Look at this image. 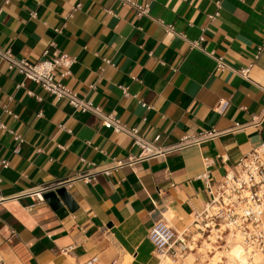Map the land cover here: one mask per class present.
Wrapping results in <instances>:
<instances>
[{
	"label": "crops",
	"instance_id": "obj_1",
	"mask_svg": "<svg viewBox=\"0 0 264 264\" xmlns=\"http://www.w3.org/2000/svg\"><path fill=\"white\" fill-rule=\"evenodd\" d=\"M131 1L147 14L121 0H0V48L32 61L70 55L57 78L157 145L220 134L78 179L140 149L0 57V264H158L153 223L192 229L193 206L211 198L203 174L216 183L264 142V118L250 124L264 108V0ZM67 179L72 209L62 214L40 191Z\"/></svg>",
	"mask_w": 264,
	"mask_h": 264
},
{
	"label": "built area",
	"instance_id": "obj_2",
	"mask_svg": "<svg viewBox=\"0 0 264 264\" xmlns=\"http://www.w3.org/2000/svg\"><path fill=\"white\" fill-rule=\"evenodd\" d=\"M121 1L131 2L135 6L137 15L148 12L146 6H141L134 1ZM79 6L80 4L77 5V7ZM218 15L219 11L214 13V16ZM197 44L199 41L194 42V45ZM42 56V58L32 61L28 58L15 56L10 49L0 48V57L6 62L9 70L21 73L26 79L38 83L57 99L66 98L74 109L100 116L104 127L114 128L117 132L125 133L131 138L133 145L140 149L139 153H132L125 159H115L110 167L99 169L98 166H95L91 170L79 172L76 176L78 179L91 180L96 178L99 173L111 175L116 169L127 165L133 167L136 163L165 156L170 151L204 142L206 139L220 134L216 130H208L199 134H188L169 146L157 145L154 141L145 139L140 134L139 128L127 127L114 114L106 113L99 105L81 98L77 92L57 78L58 68H65L64 74L69 73V69L74 63L73 57L58 50L52 53L45 50ZM216 61L219 68L226 66L223 57L216 58ZM249 72V67H242L241 74L243 76L248 78ZM228 105V99H221L217 105V111L224 113ZM263 118L264 108L261 114L253 117L250 124L260 126ZM0 126H4V124L0 123ZM239 126L237 124V127ZM202 177L205 179L211 198L202 210L193 206L192 229L178 230L165 218L158 219L150 228L148 239L154 244L158 264H186L189 254H200L203 247L209 243L212 244L211 249L215 252V247L227 244L228 234L240 237L249 253L264 254V142L259 147L245 153L237 162L235 169L227 171L222 179L215 181L216 183L213 184L208 180V174H203ZM70 180L48 184L40 192L57 189L59 186L67 187L71 183ZM98 260V257L94 256L80 264H97ZM190 264L212 263L196 258Z\"/></svg>",
	"mask_w": 264,
	"mask_h": 264
},
{
	"label": "bare ground",
	"instance_id": "obj_3",
	"mask_svg": "<svg viewBox=\"0 0 264 264\" xmlns=\"http://www.w3.org/2000/svg\"><path fill=\"white\" fill-rule=\"evenodd\" d=\"M228 236H229V241H228ZM228 242L230 244L228 246V248L221 249V250H224L223 253L228 259L227 264H264V254L249 253L247 251V249H245L244 244H243L240 237L234 236L232 234H228L227 235V244H228ZM209 246H210V248H209V250H207V248ZM211 248H212V244L211 243L207 244V247H206L207 253L214 251ZM215 248H217V247H215ZM217 252H218L217 254H220L219 251H217ZM191 255H193V253H191L187 256L188 259L191 258ZM248 257H251V262H249Z\"/></svg>",
	"mask_w": 264,
	"mask_h": 264
},
{
	"label": "water",
	"instance_id": "obj_4",
	"mask_svg": "<svg viewBox=\"0 0 264 264\" xmlns=\"http://www.w3.org/2000/svg\"><path fill=\"white\" fill-rule=\"evenodd\" d=\"M43 196L54 209L60 210L62 214L64 213V204H67L68 208L72 209L71 196L65 186H59L57 189L45 191Z\"/></svg>",
	"mask_w": 264,
	"mask_h": 264
},
{
	"label": "rangeland",
	"instance_id": "obj_5",
	"mask_svg": "<svg viewBox=\"0 0 264 264\" xmlns=\"http://www.w3.org/2000/svg\"><path fill=\"white\" fill-rule=\"evenodd\" d=\"M228 241H229V236H228ZM229 245L230 244L228 242V244H226V245L217 247L216 248V252L213 251V252H209V253H207V250H209L210 246L207 248V250H206V247L207 246H205V247H203V249H202V251H201L200 254H198V255H191V258H189V259L187 258L186 264H190L192 261H194L196 259V257H199L198 260H203V261L204 260H207L209 262L211 261L212 264H227L228 263V259L224 255V253H223L224 250H221V249H224V248L226 249V248H228ZM217 251H219L220 254H217L218 253ZM248 260H249V262H251V257H248Z\"/></svg>",
	"mask_w": 264,
	"mask_h": 264
}]
</instances>
